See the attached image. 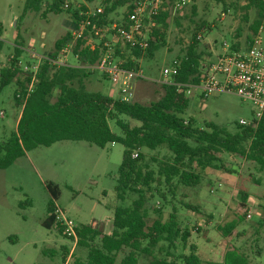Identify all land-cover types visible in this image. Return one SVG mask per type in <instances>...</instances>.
I'll use <instances>...</instances> for the list:
<instances>
[{
    "label": "rangeland",
    "instance_id": "374dc122",
    "mask_svg": "<svg viewBox=\"0 0 264 264\" xmlns=\"http://www.w3.org/2000/svg\"><path fill=\"white\" fill-rule=\"evenodd\" d=\"M163 1V10L169 12L167 25L162 29L166 32V43L152 56L141 58L139 67L145 78L132 79L131 88L123 92L122 79L114 82L96 71L84 80L87 90L115 99L128 94L131 101L143 104L157 101L163 93L159 83L163 69L186 53L195 33L203 58L215 60L232 44L245 45L249 26L257 17L256 10L251 9L248 12L250 21L246 23L242 19L243 2H237L238 8L231 7L225 12L223 5L215 0H190L186 4H181L180 0ZM71 2L74 7L84 3L92 11L102 7L101 0ZM24 8L25 0H0V69L7 65L16 40L23 42V66L31 64L32 67L37 62L32 53L53 51L57 39L73 28L71 14L67 11L55 14L48 12L44 5L40 12L24 14ZM124 10L119 9V13ZM153 23L155 25L154 19ZM204 23L211 29L198 30ZM239 29L242 36L237 37ZM260 35L264 49V29ZM65 54L62 52L70 64L77 62L70 51ZM15 88V83H11L0 94V142L6 141L17 129L22 112V106L14 97ZM56 98L57 92L52 100ZM180 116L193 119L199 128L214 124L233 131L241 119L252 123L255 113L250 103L243 102L237 95L223 93L207 98L189 96V105ZM132 124L138 123L133 121ZM110 126L118 135L122 134L114 122ZM124 151L125 146L119 142L99 147L87 141L65 140L51 146H38L8 168L0 169V264H74L76 259H84L88 248L79 246L78 239L60 233L56 226L48 229L43 225L48 205L53 201L62 216L76 226H100L104 233H110L115 209L129 207L137 198L131 192L124 199L118 197ZM141 151L148 157H170L166 149L150 151L144 148ZM219 156L223 169L204 170L194 166L202 175L198 185L178 186L176 195L168 194L166 202L157 194L151 198L147 203L148 223L152 225L160 216L167 220L176 207L181 227L192 228L189 243L198 246L203 261L223 260L228 249L238 248L246 253L249 264H264V168L256 161L234 154L224 152ZM231 168H239L244 179L243 188L238 187L239 177L229 172ZM49 182L59 186L57 199L47 188ZM220 182L222 186L219 187ZM165 189L169 190L167 185L160 191ZM188 202L197 205L198 210L188 208ZM248 212L251 218L247 217ZM232 220L239 221V225L230 235L224 236L219 226ZM123 256L124 253L119 255V261ZM143 261L141 259L139 264Z\"/></svg>",
    "mask_w": 264,
    "mask_h": 264
},
{
    "label": "trees",
    "instance_id": "16d2710c",
    "mask_svg": "<svg viewBox=\"0 0 264 264\" xmlns=\"http://www.w3.org/2000/svg\"><path fill=\"white\" fill-rule=\"evenodd\" d=\"M67 1L69 7H65ZM140 1L142 0H101L102 11L95 10L88 15L90 9L84 3L74 7L71 0H25L24 14L29 11L40 12L44 5L48 12L57 14L67 11L71 14L72 30L57 39L53 51L44 53L50 59L62 55L73 38L72 31L79 29L81 22L87 19L91 20V24L87 27L86 35L93 32L96 46L91 49L86 38L78 39L73 45V52L83 65H58L44 59L33 80L35 71L31 64H28L30 69L27 71L22 64L23 42L16 40L7 65L0 69V94L7 85L15 83L14 97L22 106V112L17 129L6 141L0 142V169L8 168L25 156L27 151L60 141H87L99 147L119 142L125 146V151L117 186L118 197L124 199L131 192L137 198L131 206L115 209L114 227L110 233H104L100 226L90 224L76 227L77 244L88 248V252L84 259L78 258L74 264H139L141 259L144 260L143 264H249L246 253L238 248L228 249L222 262L203 261L198 246L189 243L192 228L183 229L180 225L177 208H173L167 220L160 216L149 225L147 203L156 194L166 202L168 194L175 196V189L180 185H198L202 175L195 165L204 170L223 169L219 153L245 157L264 168V116L257 124H238L233 131L214 124L199 128L195 126L193 119L180 116L189 105V96L175 85H162L161 97L150 104L124 98L115 99L100 92L89 91L84 86L85 78L96 71L100 72L87 66L97 64L107 51L105 42L111 43L112 32L107 28L115 22L127 27L129 15ZM215 1L223 5L225 12L231 7L238 8L237 2H243L241 8L245 12L242 19L246 23L250 21L249 10H256L257 17L249 26L245 45L249 44L264 23V0ZM163 5L164 2L158 15L154 17L155 25L150 33L147 49L133 48L123 41L113 45L116 61L124 68H140L142 57L152 56L157 48L166 43V32L162 29L167 25L169 12L163 10ZM121 8H125L122 14L119 13ZM94 27L101 29L102 37L94 35ZM203 27L211 29L209 24L204 23L198 30ZM240 36L241 29L237 33V37ZM199 42L195 33L186 53L177 59L180 66L175 80L195 81L202 63L213 61L211 57L208 60L203 58V53L198 51ZM241 47L238 42L232 44L235 50ZM102 74L110 78L107 74ZM75 81L77 85L74 84ZM32 83L33 89L29 91ZM55 92L57 98L53 101ZM133 121L138 124H132ZM111 122L121 130V135L111 129ZM144 148L150 151L166 149L170 157H148L141 151ZM135 152L138 153L137 157H133ZM229 172L239 177L238 187L243 188L244 179L241 178L239 168H231ZM164 185L169 190L161 192ZM47 188L54 199L59 197L57 184L49 182ZM243 199L245 200V195ZM186 206L198 210L197 205L189 202ZM57 209L53 201L49 203L48 215L43 225L48 229L56 226L63 234L64 227ZM238 225L239 221L232 220L220 225L219 230L224 236H228ZM121 253L124 256L119 261Z\"/></svg>",
    "mask_w": 264,
    "mask_h": 264
},
{
    "label": "built area",
    "instance_id": "2783aa9c",
    "mask_svg": "<svg viewBox=\"0 0 264 264\" xmlns=\"http://www.w3.org/2000/svg\"><path fill=\"white\" fill-rule=\"evenodd\" d=\"M190 0H180L181 4H186ZM163 0H142L137 3L136 9L129 15V25L126 27L118 22L113 23L107 30L111 32V43L105 42L108 47L107 51L97 64L88 65L90 69H97L107 74L114 82L122 79L123 92H127L131 88L132 79L145 78L141 68L131 69L124 68L120 62L116 61L114 55V46L119 41L128 44L133 48L145 50L149 47L150 33L154 25L153 19L158 15L162 6ZM65 7H69L68 1ZM102 8L99 7L97 12H101ZM89 10L87 14H91ZM94 14V13H93ZM91 24V20L81 22L80 28L72 31L73 38L64 48L63 53L70 51L76 59L75 64H70L67 57L62 55L56 59H50L45 54L32 53V57L37 59L35 65L31 68L35 73L39 69L40 63L44 59H49L58 65L81 66L83 64L78 62V55L73 52V45L78 39L86 38L87 45L94 49L96 46L93 32L86 35L87 27ZM264 29L262 24L259 28V33L254 35L249 44L244 45L240 49H233L232 45L226 48L225 52L219 54L212 62L205 61L199 73H197V80L189 82H181L175 80V75L180 66V61L177 59L169 66L163 69V78L159 83L162 85H175L180 91H183L186 96L198 95L200 97H211L223 93H230L237 95L243 102L250 103L254 107L255 116L252 123L257 124L258 121L264 116V49L261 46L262 39L260 31ZM90 31V30H89ZM94 35L100 37L101 29L94 27ZM227 47V44H224ZM29 70V65L25 66ZM33 83L29 86V91H32ZM18 96L21 97V94ZM125 100H130L128 94H124ZM1 115H4L1 112ZM188 121H186L187 123ZM251 123V124H252ZM240 124H250L247 120L241 119ZM138 153L135 152L133 157H137ZM222 183H219V187ZM212 192L213 189H212ZM59 220L63 225V233L77 239V231L75 223L62 216V211L57 209ZM247 217L251 218L252 214L247 213Z\"/></svg>",
    "mask_w": 264,
    "mask_h": 264
},
{
    "label": "crops",
    "instance_id": "0c3cea01",
    "mask_svg": "<svg viewBox=\"0 0 264 264\" xmlns=\"http://www.w3.org/2000/svg\"><path fill=\"white\" fill-rule=\"evenodd\" d=\"M223 260H219V261H217V262H222Z\"/></svg>",
    "mask_w": 264,
    "mask_h": 264
}]
</instances>
